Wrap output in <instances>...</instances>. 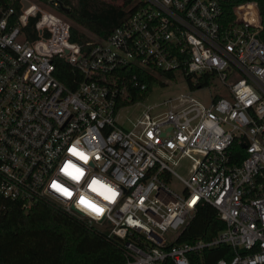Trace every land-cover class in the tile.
Here are the masks:
<instances>
[{
    "label": "built area",
    "instance_id": "1",
    "mask_svg": "<svg viewBox=\"0 0 264 264\" xmlns=\"http://www.w3.org/2000/svg\"><path fill=\"white\" fill-rule=\"evenodd\" d=\"M226 1L137 0L106 37L79 45L69 40L61 10L68 7L59 0H7L0 199L24 210L44 201L83 220L119 242L122 264H191L189 255L219 245L231 256L213 264H264L262 26L253 1ZM132 67L170 72L188 90L143 105L131 100L145 89L126 72ZM203 87L212 90L207 103L192 95ZM123 108L131 110L121 122ZM181 160L189 164L184 173L176 171ZM69 162L83 171L80 181L63 171ZM172 176L181 193L168 188ZM93 180L115 198L93 192ZM77 189L103 212L82 204ZM198 203L212 206L224 228L209 240L177 242Z\"/></svg>",
    "mask_w": 264,
    "mask_h": 264
},
{
    "label": "trees",
    "instance_id": "2",
    "mask_svg": "<svg viewBox=\"0 0 264 264\" xmlns=\"http://www.w3.org/2000/svg\"><path fill=\"white\" fill-rule=\"evenodd\" d=\"M68 7L65 16L71 21L69 40L79 45L94 37H106L126 20L138 6L137 0H59ZM256 4L262 29L259 38L264 42V0H227V7L240 2ZM7 0H0V7ZM67 70V67H66ZM145 89L131 97L143 100L153 84L165 86L163 79L172 80L170 72L158 76L138 68H129ZM65 84L72 87L64 78ZM224 228L215 209L198 203L195 212L178 236L177 242L209 240ZM231 251L224 245L189 255L191 264H213L218 258H228ZM119 242L86 226L81 219L69 215L44 201L24 210L19 203L0 199V264H122Z\"/></svg>",
    "mask_w": 264,
    "mask_h": 264
},
{
    "label": "rangeland",
    "instance_id": "3",
    "mask_svg": "<svg viewBox=\"0 0 264 264\" xmlns=\"http://www.w3.org/2000/svg\"><path fill=\"white\" fill-rule=\"evenodd\" d=\"M72 4L74 3V0H71ZM117 3H120V0H116ZM70 21V20H69ZM71 23V21H70ZM87 35L89 37H94L91 34ZM188 89L185 85V83H183V81L181 79H175L173 80H169L167 82V84L165 86H159L157 84H154L151 87V90L149 92V94L146 96V98L144 100H142V104L146 105V104H151V103H157L163 99H166L168 97H174L175 95L182 93V92H186ZM209 91L212 93V90L210 88L207 87H203L202 90L200 91H196V92H192V95L197 98L198 100H200L201 102L207 103L208 102V93ZM218 93L221 96H226L225 95V90L220 88L218 90ZM141 108V106L138 107V110ZM130 108H123L119 114V121L123 122L122 117L123 115H128V113L130 112ZM127 123H124V126H126ZM188 162L186 160H181L180 161V166L181 168H177L176 171L177 172H183L186 170V168L188 167ZM167 186L168 188L175 192V193H181L182 190V184L178 181V179H176L175 177H171L169 179V181L167 182Z\"/></svg>",
    "mask_w": 264,
    "mask_h": 264
},
{
    "label": "snow or ice",
    "instance_id": "4",
    "mask_svg": "<svg viewBox=\"0 0 264 264\" xmlns=\"http://www.w3.org/2000/svg\"><path fill=\"white\" fill-rule=\"evenodd\" d=\"M70 152H72V154H73L74 156L79 157L81 160L87 161V159H88V158L84 155V153L78 151V150L75 149V148L70 149ZM73 167L75 168L76 166L73 165ZM67 168H68V165L66 164V165H65V169H67ZM65 169H63V171L65 172V174H66L67 176H70L73 180H79V179L81 178V176L83 175V171H82L81 169H79V172H80V175H79V176H77V175H73L72 173L65 171ZM93 183H94V184H97V183H99V181H95V180H94ZM53 187L56 188L58 191L62 192L64 195H66V196H68V197L71 196V192H70L67 188H65V187H63V186H61V185H59V184H57V183H55V182H54V184H53ZM104 187L107 188L106 186H104ZM107 189H108V191L111 193V195H110V196H109V195H106L104 198H105L106 200H113V199L115 198V196L117 195V193L114 192L111 188H107ZM80 202H81L82 204H85L87 207L91 208L93 211L97 212L98 214H100V213L103 212V209L97 207V206L94 205V204H91L90 202L86 201L84 198H81V201H80Z\"/></svg>",
    "mask_w": 264,
    "mask_h": 264
},
{
    "label": "clouds",
    "instance_id": "5",
    "mask_svg": "<svg viewBox=\"0 0 264 264\" xmlns=\"http://www.w3.org/2000/svg\"><path fill=\"white\" fill-rule=\"evenodd\" d=\"M68 168L67 169H65V167H64V169H65V171H67V172H70V173H72L73 175H77V176H79L80 175V172H79V167H73V165L74 164H72L71 162H69L68 164ZM83 175H84V173H83ZM82 175V176H83ZM81 176V177H82ZM68 177H70V176H68ZM71 178V177H70ZM72 179V178H71ZM81 179V178H80ZM80 179L79 180H73V181H80ZM94 181V180H93ZM93 181L91 182V185H90V187H91V189H92V191L93 192H96V193H98L100 196H103V197H105L106 195H111V193L108 191V189L107 188H105L104 187V185L103 184H101L100 182L99 183H97V184H94L93 183ZM95 181H97V180H95ZM78 191H80L79 189H77ZM71 192V191H70ZM73 195V192H71V196ZM66 196V195H65ZM70 196V197H71ZM86 196H88V192H87V190H84V191H80V201H81V198H84V197H86ZM68 197V196H67ZM89 198H91V197H89ZM77 206H79V204L77 205Z\"/></svg>",
    "mask_w": 264,
    "mask_h": 264
},
{
    "label": "water",
    "instance_id": "6",
    "mask_svg": "<svg viewBox=\"0 0 264 264\" xmlns=\"http://www.w3.org/2000/svg\"><path fill=\"white\" fill-rule=\"evenodd\" d=\"M24 5H26V3L24 2ZM61 10L64 12V13H66L67 12V9L66 8H63V7H61Z\"/></svg>",
    "mask_w": 264,
    "mask_h": 264
}]
</instances>
